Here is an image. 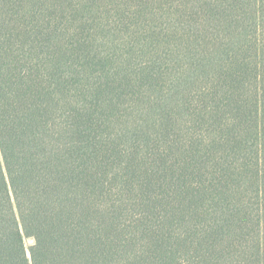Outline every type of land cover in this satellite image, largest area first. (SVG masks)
Returning a JSON list of instances; mask_svg holds the SVG:
<instances>
[{"label":"trees","instance_id":"obj_1","mask_svg":"<svg viewBox=\"0 0 264 264\" xmlns=\"http://www.w3.org/2000/svg\"><path fill=\"white\" fill-rule=\"evenodd\" d=\"M0 264H264V0H0Z\"/></svg>","mask_w":264,"mask_h":264},{"label":"rangeland","instance_id":"obj_2","mask_svg":"<svg viewBox=\"0 0 264 264\" xmlns=\"http://www.w3.org/2000/svg\"><path fill=\"white\" fill-rule=\"evenodd\" d=\"M26 244H27V246L29 247V246L32 244V240H31V239H27V240H26Z\"/></svg>","mask_w":264,"mask_h":264}]
</instances>
